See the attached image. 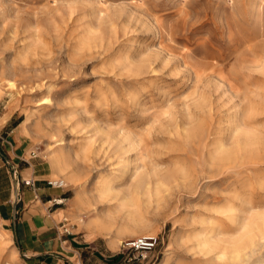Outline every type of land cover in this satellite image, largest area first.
<instances>
[{
    "label": "rangeland",
    "instance_id": "1",
    "mask_svg": "<svg viewBox=\"0 0 264 264\" xmlns=\"http://www.w3.org/2000/svg\"><path fill=\"white\" fill-rule=\"evenodd\" d=\"M4 106L69 221L117 252L157 235L124 264H204L196 239L246 224L226 264H264V0H0Z\"/></svg>",
    "mask_w": 264,
    "mask_h": 264
},
{
    "label": "crops",
    "instance_id": "2",
    "mask_svg": "<svg viewBox=\"0 0 264 264\" xmlns=\"http://www.w3.org/2000/svg\"><path fill=\"white\" fill-rule=\"evenodd\" d=\"M5 109L0 107V264L118 262L112 244H98L99 236L69 221L68 189L47 183L51 174L54 180L57 176L38 154H30L32 145L16 110ZM29 178L32 185L21 183Z\"/></svg>",
    "mask_w": 264,
    "mask_h": 264
},
{
    "label": "bare ground",
    "instance_id": "3",
    "mask_svg": "<svg viewBox=\"0 0 264 264\" xmlns=\"http://www.w3.org/2000/svg\"><path fill=\"white\" fill-rule=\"evenodd\" d=\"M52 180L54 181V179H52ZM57 180H60V179H57ZM62 182H63V185L65 186V182L64 181H62ZM94 219L97 222V224H99L101 229L103 228L104 230H111L112 224L109 222L110 221L109 220L110 219L109 214L103 216L102 218L98 217V218H94ZM246 228H247V224L243 225L240 228V230H239L240 234L237 238H235L234 235H231L230 238L223 239L224 237L219 234V236L214 235V236H210L208 238L196 239V245L193 249L197 248L198 253L200 255L202 254L201 256H203V257H206L208 255H212L213 258L210 257L211 260L204 261L207 264H226L228 259H231L235 263L240 262L241 256H242V255L240 256V253L242 251H245L246 248L249 247V244H253V242H251L252 239L246 237V234H244L246 231ZM204 233H206V232H204ZM221 234H223V233H221ZM195 255H197V254H195ZM201 259H202V257H201ZM163 264H177V262L173 261L171 259H168ZM178 264H180V263H178Z\"/></svg>",
    "mask_w": 264,
    "mask_h": 264
},
{
    "label": "built area",
    "instance_id": "4",
    "mask_svg": "<svg viewBox=\"0 0 264 264\" xmlns=\"http://www.w3.org/2000/svg\"><path fill=\"white\" fill-rule=\"evenodd\" d=\"M30 154L34 155L33 151H30ZM13 178H16L15 170H12ZM21 183L25 186L32 185V179L22 180ZM47 183L50 186L62 188V180H48ZM17 186V181L15 183ZM158 237L156 236H147L140 235L136 238L126 239L121 241L120 249L117 252V257L119 261L117 263L124 264V261L127 263H139L146 258L147 253L153 251L158 244Z\"/></svg>",
    "mask_w": 264,
    "mask_h": 264
},
{
    "label": "trees",
    "instance_id": "5",
    "mask_svg": "<svg viewBox=\"0 0 264 264\" xmlns=\"http://www.w3.org/2000/svg\"><path fill=\"white\" fill-rule=\"evenodd\" d=\"M117 258H118V257H117ZM117 258H116V259H117Z\"/></svg>",
    "mask_w": 264,
    "mask_h": 264
}]
</instances>
